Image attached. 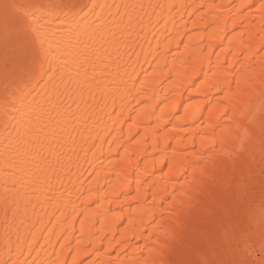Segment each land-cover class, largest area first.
I'll return each instance as SVG.
<instances>
[{"label":"bare ground","instance_id":"bare-ground-1","mask_svg":"<svg viewBox=\"0 0 264 264\" xmlns=\"http://www.w3.org/2000/svg\"><path fill=\"white\" fill-rule=\"evenodd\" d=\"M241 2L79 0L103 7L82 23H70L71 16L63 24L53 20L54 48L72 40L107 71L97 73L101 87L94 98L87 92L82 99L65 98L70 108L53 113L43 159L5 153L0 137V261L71 264L77 251L88 248L97 264H151L146 245L152 218L170 196L183 199L184 177L191 181L194 174L176 170L204 151L200 134L210 118L227 124L217 119L224 107L240 111L264 103L259 89L241 96L217 90L225 88L224 68L241 67L234 56L243 59L249 44H260V17L255 9L246 19L239 16ZM116 4L144 9L125 16L121 8L118 15ZM262 62L257 55V76ZM162 160L171 161V173Z\"/></svg>","mask_w":264,"mask_h":264},{"label":"snow or ice","instance_id":"snow-or-ice-1","mask_svg":"<svg viewBox=\"0 0 264 264\" xmlns=\"http://www.w3.org/2000/svg\"><path fill=\"white\" fill-rule=\"evenodd\" d=\"M95 7L103 6L79 0H0V137L5 153L43 159L42 149L56 119L53 113L70 108L64 99L72 100L74 95L82 99L85 92L93 96V90L101 87L97 73L106 72L107 65L101 68L72 40L62 48L51 43L54 19L63 24L71 16L70 23H82ZM113 7L118 15L122 8L125 16L129 9H144L143 4ZM208 7L231 10L229 5ZM250 9L261 20L255 33L260 44H249L243 59L234 56L241 67L224 68L225 88L217 90L241 96L259 89L264 100V72L254 73L255 58L264 56V0H242L236 8L245 19L252 15ZM222 118L228 123L213 124L210 118L208 130L200 134L204 151L195 154L193 149L195 162L176 170L178 175L189 170L194 174L191 181L184 177L179 190L183 199L170 196L167 206L160 205V216L152 218L153 232L147 236L151 244L146 245L151 264H264V103L240 111L231 104L217 117ZM161 163L172 172L171 161ZM5 175L12 174L5 171ZM165 220L169 223H161ZM81 255L89 257L87 264H97L88 248L77 251L71 264H86Z\"/></svg>","mask_w":264,"mask_h":264}]
</instances>
